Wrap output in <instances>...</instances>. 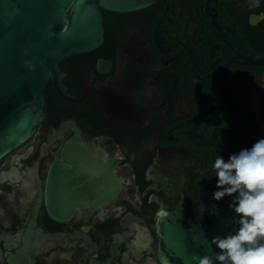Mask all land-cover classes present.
I'll use <instances>...</instances> for the list:
<instances>
[{
  "label": "flooded vegetation",
  "instance_id": "obj_1",
  "mask_svg": "<svg viewBox=\"0 0 264 264\" xmlns=\"http://www.w3.org/2000/svg\"><path fill=\"white\" fill-rule=\"evenodd\" d=\"M102 13L103 44L58 62L67 96L51 79L41 125L0 162V264H14L10 255L38 229L61 237L38 241L21 264H164L158 224L168 214L198 228L234 213L230 196L211 197V163L264 137V64L239 58L264 53V0H152ZM71 142L86 154L80 167L97 175L95 188L80 190L109 193L115 176L123 188L56 220L46 181Z\"/></svg>",
  "mask_w": 264,
  "mask_h": 264
},
{
  "label": "water",
  "instance_id": "obj_2",
  "mask_svg": "<svg viewBox=\"0 0 264 264\" xmlns=\"http://www.w3.org/2000/svg\"><path fill=\"white\" fill-rule=\"evenodd\" d=\"M152 0H0V162L36 133L47 106V86L53 79L61 96L58 62L70 55L92 51L104 42L105 26L102 9L127 12L147 6ZM241 61L264 64V53L239 55ZM61 133V130L59 131ZM258 137L245 139L253 144ZM234 138L230 143H237ZM225 145L220 146L223 152ZM85 152L71 142L62 157L50 165L47 176V208L56 220L71 217L77 207L97 208L117 196L123 188L115 176V189L88 195L82 187H96V174L81 168ZM74 164L75 168L69 166ZM92 160L85 166H93ZM112 176L114 173L112 172ZM92 197L91 203L85 198ZM40 204V201H39ZM38 209V206H37ZM235 213L221 210L211 221L198 228H187L171 214L158 232L164 240L159 257L164 264H194L195 255L214 256L219 251L211 243L214 235H224L235 226H226ZM36 241L27 237L10 261L21 264L27 249L44 239H58L60 232H36ZM39 241V242H38Z\"/></svg>",
  "mask_w": 264,
  "mask_h": 264
},
{
  "label": "clouds",
  "instance_id": "obj_3",
  "mask_svg": "<svg viewBox=\"0 0 264 264\" xmlns=\"http://www.w3.org/2000/svg\"><path fill=\"white\" fill-rule=\"evenodd\" d=\"M256 82L264 88V78ZM211 168L216 177L211 197L216 201L231 197L228 206L235 215L225 225L235 227L227 234L214 235L211 243L219 251L214 256H193L194 264H264V137L227 159L216 155Z\"/></svg>",
  "mask_w": 264,
  "mask_h": 264
}]
</instances>
